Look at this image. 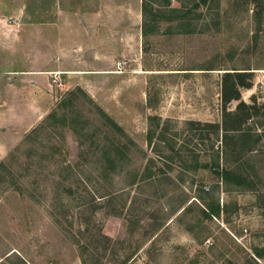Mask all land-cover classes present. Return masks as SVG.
Instances as JSON below:
<instances>
[{
	"label": "rangeland",
	"instance_id": "obj_1",
	"mask_svg": "<svg viewBox=\"0 0 264 264\" xmlns=\"http://www.w3.org/2000/svg\"><path fill=\"white\" fill-rule=\"evenodd\" d=\"M11 1L29 12L39 2ZM143 2L156 14L147 35ZM109 5L110 30L140 39L121 75L71 87L60 77L61 88L51 73L39 100L32 81L6 74L14 60L0 48V264H264V0ZM10 11L0 30H28ZM235 70L253 72L241 88L251 137L226 146L224 113L239 101L225 105L222 80ZM224 168L248 187L223 181ZM210 206L220 214L206 217Z\"/></svg>",
	"mask_w": 264,
	"mask_h": 264
},
{
	"label": "crops",
	"instance_id": "obj_2",
	"mask_svg": "<svg viewBox=\"0 0 264 264\" xmlns=\"http://www.w3.org/2000/svg\"><path fill=\"white\" fill-rule=\"evenodd\" d=\"M42 1L29 12L25 1L15 8L16 1L0 0V16L11 10V16H18L22 26L28 29L0 30V48L14 60L7 75L32 81L28 86L36 88L40 81L55 72L61 73L66 87L89 83L94 77L100 80L123 73H116L118 63L123 62L119 57L125 56L131 48L137 50L140 39L137 35L131 37L128 30H110L109 0H97L99 4L80 0L82 8L72 5V0H62L61 5L53 9ZM139 34L141 36L142 32ZM37 89L40 87L35 91L40 100L42 92L38 93ZM47 97L49 93L44 100Z\"/></svg>",
	"mask_w": 264,
	"mask_h": 264
},
{
	"label": "trees",
	"instance_id": "obj_3",
	"mask_svg": "<svg viewBox=\"0 0 264 264\" xmlns=\"http://www.w3.org/2000/svg\"><path fill=\"white\" fill-rule=\"evenodd\" d=\"M143 8V15H144V23L142 26V32L144 35H147L148 30V22L147 21H155L156 20V14H152V18L148 19L149 14V7L146 2H143L142 5ZM252 77L253 72L248 71H238L235 70L233 72H226L224 73L223 80H222V97L225 105H227L229 102L236 100L239 101L237 108L235 111H225L223 122H222V130L224 132L223 135V142L228 145L229 139L234 140L236 138L237 132H243L242 136L240 137L239 141L246 142V137H251L247 131H242L243 125L247 123V121L252 116V109L253 107H250L247 103L241 100V88H251L252 87ZM79 92L85 93L83 89L78 88ZM107 121L113 125V127L118 131L122 132L121 127L107 114H104ZM220 128V126H217ZM245 138V139H244ZM148 139L149 143H152L153 140V132L150 131L148 133ZM249 144V143H248ZM117 154L126 156L125 151L123 150V147H117L116 148ZM107 158H108V164L112 167L113 170H117V165L119 163V158L113 157L110 151H106ZM198 165V164H197ZM195 166L194 168L197 169L198 166ZM203 167H208L207 164L203 165ZM223 181H225L227 184H233L237 187H248L247 179L239 174H235L232 170L224 168L217 172ZM220 206L213 207L210 206L208 210L204 211V214L206 217H215L220 214ZM258 255H260L259 251H256ZM84 264H87V262H84Z\"/></svg>",
	"mask_w": 264,
	"mask_h": 264
},
{
	"label": "built area",
	"instance_id": "obj_4",
	"mask_svg": "<svg viewBox=\"0 0 264 264\" xmlns=\"http://www.w3.org/2000/svg\"><path fill=\"white\" fill-rule=\"evenodd\" d=\"M126 65V62L124 61V62H120V63H118V73H122L123 72V68H124V66ZM55 77H54V79H53V82L57 85V86H59V87H63V82H62V80L60 79V75H61V73L60 72H55L54 74H53ZM256 87H257V89L260 91V92H263L264 93V80L263 81H260V82H258L257 83V85H256Z\"/></svg>",
	"mask_w": 264,
	"mask_h": 264
}]
</instances>
